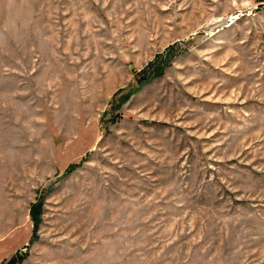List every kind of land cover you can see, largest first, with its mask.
Masks as SVG:
<instances>
[{
	"label": "rangeland",
	"instance_id": "rangeland-1",
	"mask_svg": "<svg viewBox=\"0 0 264 264\" xmlns=\"http://www.w3.org/2000/svg\"><path fill=\"white\" fill-rule=\"evenodd\" d=\"M0 264H264V0H0Z\"/></svg>",
	"mask_w": 264,
	"mask_h": 264
},
{
	"label": "trees",
	"instance_id": "trees-1",
	"mask_svg": "<svg viewBox=\"0 0 264 264\" xmlns=\"http://www.w3.org/2000/svg\"><path fill=\"white\" fill-rule=\"evenodd\" d=\"M35 211H34V209H33V211H32V215H33V218L34 219H36V216H35V213H34Z\"/></svg>",
	"mask_w": 264,
	"mask_h": 264
}]
</instances>
